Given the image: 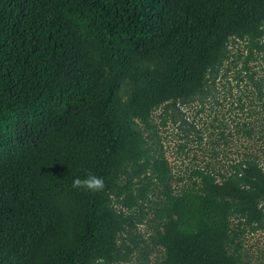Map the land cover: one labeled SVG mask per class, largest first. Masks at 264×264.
Masks as SVG:
<instances>
[{
  "label": "trees",
  "instance_id": "obj_1",
  "mask_svg": "<svg viewBox=\"0 0 264 264\" xmlns=\"http://www.w3.org/2000/svg\"><path fill=\"white\" fill-rule=\"evenodd\" d=\"M260 55L264 0H0V264H127L147 208L155 264H245L237 239L264 223L256 155L176 187L152 118L231 65L250 78ZM89 172L102 192L73 188Z\"/></svg>",
  "mask_w": 264,
  "mask_h": 264
},
{
  "label": "rangeland",
  "instance_id": "obj_2",
  "mask_svg": "<svg viewBox=\"0 0 264 264\" xmlns=\"http://www.w3.org/2000/svg\"><path fill=\"white\" fill-rule=\"evenodd\" d=\"M244 46L245 42L237 41L231 51L236 55V50L242 51ZM241 65L238 63L235 68L231 65L225 76L222 69L214 84H209L204 93L188 102L165 104L153 112L156 129L151 148L155 150L161 146L176 179L173 183L176 187L189 182L188 175L194 168L209 167L225 173L249 154L256 155L264 168V145L258 142L250 146L251 141L246 136L247 124H254V138L262 134L259 130L264 128V55L248 63L250 78L243 81L236 76ZM179 178L182 182H177ZM151 199L157 200L155 196ZM260 205L264 210V201ZM146 212L143 224L135 231L146 243L140 242L128 255L127 264H155L162 257V249L151 244L155 222L151 223L150 209ZM236 222L233 220L234 225ZM237 240L241 243L245 264L264 261V223L255 231L246 229Z\"/></svg>",
  "mask_w": 264,
  "mask_h": 264
},
{
  "label": "clouds",
  "instance_id": "obj_3",
  "mask_svg": "<svg viewBox=\"0 0 264 264\" xmlns=\"http://www.w3.org/2000/svg\"><path fill=\"white\" fill-rule=\"evenodd\" d=\"M73 188L84 189L91 193L102 192L105 188V183L103 178L98 177L92 173H86L84 179L77 178L73 181ZM95 264H104L102 258H98Z\"/></svg>",
  "mask_w": 264,
  "mask_h": 264
}]
</instances>
